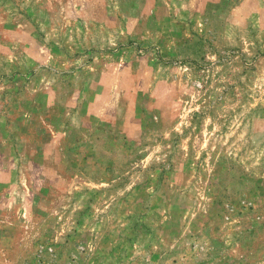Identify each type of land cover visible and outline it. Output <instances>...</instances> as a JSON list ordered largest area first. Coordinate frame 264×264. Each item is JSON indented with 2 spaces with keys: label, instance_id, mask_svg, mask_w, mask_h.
<instances>
[{
  "label": "rangeland",
  "instance_id": "rangeland-1",
  "mask_svg": "<svg viewBox=\"0 0 264 264\" xmlns=\"http://www.w3.org/2000/svg\"><path fill=\"white\" fill-rule=\"evenodd\" d=\"M0 264H264V0H0Z\"/></svg>",
  "mask_w": 264,
  "mask_h": 264
},
{
  "label": "crops",
  "instance_id": "crops-1",
  "mask_svg": "<svg viewBox=\"0 0 264 264\" xmlns=\"http://www.w3.org/2000/svg\"><path fill=\"white\" fill-rule=\"evenodd\" d=\"M10 150H9V147L7 149L4 150V152L2 153H5V161H2L0 162V169L1 170H9L10 167L9 165L7 166V163L10 161V159L8 157H10ZM0 160H4V157H0Z\"/></svg>",
  "mask_w": 264,
  "mask_h": 264
}]
</instances>
